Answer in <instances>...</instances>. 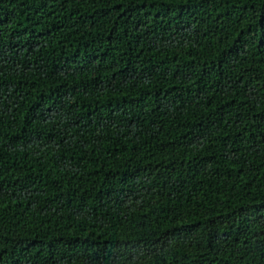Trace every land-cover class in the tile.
I'll list each match as a JSON object with an SVG mask.
<instances>
[{
  "label": "trees",
  "instance_id": "trees-1",
  "mask_svg": "<svg viewBox=\"0 0 264 264\" xmlns=\"http://www.w3.org/2000/svg\"><path fill=\"white\" fill-rule=\"evenodd\" d=\"M0 264H264V0H0Z\"/></svg>",
  "mask_w": 264,
  "mask_h": 264
}]
</instances>
